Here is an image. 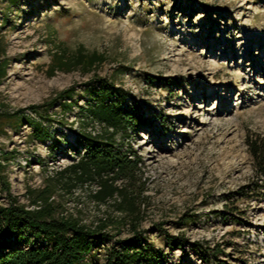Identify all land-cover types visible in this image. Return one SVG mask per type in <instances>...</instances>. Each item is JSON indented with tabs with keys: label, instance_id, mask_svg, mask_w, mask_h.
I'll return each mask as SVG.
<instances>
[{
	"label": "rangeland",
	"instance_id": "374dc122",
	"mask_svg": "<svg viewBox=\"0 0 264 264\" xmlns=\"http://www.w3.org/2000/svg\"><path fill=\"white\" fill-rule=\"evenodd\" d=\"M0 64V205L31 208L48 189L58 213L85 223L121 216L93 201L94 185L67 193L56 177L77 133L101 129L78 108L105 77L147 120L116 138L140 157L138 229L161 252L150 264H264V186L245 143L264 136V0H0ZM42 104L54 120L36 140L13 120L39 121L29 106ZM120 227L82 263L102 264L129 235Z\"/></svg>",
	"mask_w": 264,
	"mask_h": 264
},
{
	"label": "trees",
	"instance_id": "16d2710c",
	"mask_svg": "<svg viewBox=\"0 0 264 264\" xmlns=\"http://www.w3.org/2000/svg\"><path fill=\"white\" fill-rule=\"evenodd\" d=\"M90 61L86 59L85 62L90 64ZM4 67L0 64V78L4 75ZM87 94L86 105L79 106V112L87 122H97L101 129L82 128L77 133V147L72 146L75 159L56 171V177L67 193L94 185V190H88L93 201L113 206L121 216L112 219L106 215L95 222L85 223L72 214L58 213L61 206L48 200V189L41 190L32 200L31 208L10 201L7 205H0V264H83L84 257L96 245L117 234L120 226L127 227L129 235L114 240L106 248L102 264H150L161 260V252L138 229L142 219V192L132 188L136 186L134 182L140 173V157L130 145L125 146L116 138L117 134L135 130L147 120L127 101L128 92L108 78H91ZM64 95L70 96L68 91L58 94L59 97ZM70 102L63 101V108H70ZM43 106H29L39 121L17 116L13 120L15 125L25 120L36 140L51 136L41 122L50 123L54 119L39 111ZM245 143L256 180L261 181L256 185L258 189L264 186V136L248 132ZM2 154L5 156L6 152ZM37 160L39 164L43 162L40 158ZM163 235L168 246L183 250V237L166 230Z\"/></svg>",
	"mask_w": 264,
	"mask_h": 264
}]
</instances>
